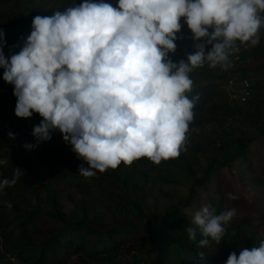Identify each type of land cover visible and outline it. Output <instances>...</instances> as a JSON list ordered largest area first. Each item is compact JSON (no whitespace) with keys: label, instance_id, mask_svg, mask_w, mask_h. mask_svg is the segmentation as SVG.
Listing matches in <instances>:
<instances>
[{"label":"clouds","instance_id":"1","mask_svg":"<svg viewBox=\"0 0 264 264\" xmlns=\"http://www.w3.org/2000/svg\"><path fill=\"white\" fill-rule=\"evenodd\" d=\"M262 13L264 0H118L117 7L84 0L34 17L24 47L10 60L0 29V67L3 79L14 85L15 115L43 118L32 131L38 143L58 129L87 163L79 168L83 177L144 157L159 165L180 155L194 119L199 97L187 95L193 90L190 73L205 63L224 71L232 67L237 42L260 43ZM181 18L200 42L177 64L168 54L176 51ZM21 172L17 168L11 179L0 181V192L14 186ZM228 198L238 199L231 193ZM236 214L230 208L217 215L203 205L192 219L196 227L187 228L189 239L199 229L201 247L210 240L220 243ZM226 264H264V241L239 256L231 252Z\"/></svg>","mask_w":264,"mask_h":264},{"label":"trees","instance_id":"2","mask_svg":"<svg viewBox=\"0 0 264 264\" xmlns=\"http://www.w3.org/2000/svg\"><path fill=\"white\" fill-rule=\"evenodd\" d=\"M83 2L84 0L79 2H75V0H0V29H3L5 33L4 55L10 50H13L15 54L22 50V41L25 38L27 39L33 30L32 21L34 17L37 15L52 16L57 11L63 12L66 8ZM92 2L98 3L101 0H92ZM102 2L109 3L113 7L118 6V0H102ZM184 32L182 27L181 31L177 33L176 51L169 53V57L172 58L173 54H176L177 59H179L178 56L181 54L183 58L187 59L188 53L196 51V43L199 42L194 41L192 35L185 36ZM185 42L188 43V47L183 45ZM205 51H210V46ZM180 59L182 60V58ZM230 59L232 60V67L227 71L222 70L219 66L214 69L210 68L207 63L199 67L200 70L207 73L217 71V74L210 80H198L193 84L192 92L187 93L189 99L193 96L199 97L193 109L194 119L189 128L201 127L206 119H211L213 123H216L222 118L238 117L253 128L263 122L264 98L258 94V91H255V88L251 87L250 97L238 104H235V101L231 100L227 93L229 79H232L237 87H240L244 80H249L250 67L248 63L253 61L251 53H243L242 64L234 62L233 54ZM4 71L5 69L0 67V134L3 135L2 138L6 134L4 130L5 123L10 116L15 115L17 99L13 95L14 85L3 79ZM14 117L31 132L33 127L39 125L43 119L41 116L38 120H34L33 117L18 118L16 115ZM10 129V131H13L14 126L11 125ZM194 134L191 135V132L188 131L186 135L190 141L194 142L193 137H191ZM22 138L23 142H28V134H23ZM50 141L52 142L50 148L53 150L51 157L53 156L55 162L59 163L61 175L71 173L79 165L78 162L81 158L73 151L71 143L63 140V136L58 129L51 132ZM218 141V146L213 148L212 152L214 154L210 159L204 158L203 160L201 158L203 156L201 154L208 149L207 146L204 148L194 145L191 153L189 151L188 155L184 153L183 158L162 160L159 165L152 164V167L163 171L179 165L186 169L182 168L184 171L193 176L194 184L197 187H191L190 201L186 204V208L189 209L197 205L199 200L197 191L199 189L200 191L209 192V187L215 185L213 182L215 169H223L233 164L243 166L246 168V176H248L250 183V198L253 200L255 207L261 210L262 216H260L259 224L254 225V222L248 218L235 220L225 227L226 231L220 243L210 240L207 246L201 247L199 241L204 237L199 229L196 231L195 240L189 239L187 234L188 227H196L192 223L194 215H188L183 207L175 206L168 209L157 221L159 227L168 232L170 240L163 247H157L156 256L151 263L140 261L137 258L138 255H134V262L128 264H175L171 262L174 256L181 257L185 261L184 264H221V259L227 261L231 252H235L239 256L240 251L244 248L251 250L253 247H259L261 241H264V234H261L260 230V226L264 229V162L256 163V165L253 163L250 147L255 138H234L226 132L220 136ZM54 142L57 144L53 145ZM24 151L20 153L24 163L29 167V172H21L14 186L6 187L0 192V229L2 230V236L8 239L10 236L8 228L12 223L15 221L14 223L19 226L20 232L12 242V246L18 248V257H23L25 263L32 261L33 264H63L65 259L62 256L63 253L68 258L71 256L78 257L82 264H122L118 261L117 256L123 249L129 250L131 247L138 249L137 247L141 245L139 244L140 239H136L134 235V239L129 240V236L140 227L135 223L143 224L146 220L148 221L149 216L145 214L143 201L133 199L131 194L132 191L138 188L136 184L138 179L147 184L148 176H144L138 165L145 166L153 162L144 157L134 161L130 166H126L121 162L115 170L109 168L104 173L97 171L99 176L107 179V184L109 183L113 188L121 191L130 210V213L128 211L125 213V208H127L125 207L122 210L108 212V218L113 219L111 228L108 231L101 228L100 224L102 222H100L99 214L94 212L93 206L87 200L79 199L74 210L67 212L57 198L53 196L47 197V204L51 207L48 217L54 223V226L44 233L37 226L31 230L32 226L36 225L35 223L42 220L39 218L41 210L34 209L27 215H22L20 205L15 203V199L26 192H29L33 197H38L39 194L36 179L40 155L35 153L32 158H28L24 156ZM72 152L74 153L72 154ZM260 153L264 158V149ZM188 156L192 159L186 161ZM191 161L197 164L204 163L205 169L202 171L201 177L197 178L196 174L193 175L190 166ZM25 164L19 162L17 165L21 167ZM15 167L16 162L12 160H8V163L3 165L0 164V181L6 178L11 179L17 171ZM249 171H252L253 175L249 174ZM39 189L43 190V187H39ZM207 202V205H211L215 209V214L218 215L223 211L222 204L213 201V199ZM8 204H11V207H8ZM28 205L30 204H26V206ZM129 216H134L135 223L129 219ZM11 217H14L15 220L11 221ZM153 222V219L149 220V224ZM58 227L61 228L58 229ZM5 231L9 236L4 234ZM89 234L98 235L99 237L106 236V245L101 246V248L98 245H89L86 238ZM122 236L127 237V239ZM41 237L43 240H41ZM36 241L41 245L38 253L35 251L29 252L27 244ZM127 244H130L129 247H127ZM5 245H7V242ZM200 252L205 254L203 258L198 255Z\"/></svg>","mask_w":264,"mask_h":264},{"label":"rangeland","instance_id":"3","mask_svg":"<svg viewBox=\"0 0 264 264\" xmlns=\"http://www.w3.org/2000/svg\"><path fill=\"white\" fill-rule=\"evenodd\" d=\"M80 0H75L79 2ZM264 15V13H262ZM181 25L184 29L185 36L192 35L187 25L184 23L183 18H181ZM193 36V35H192ZM27 39L25 38L22 41L24 47ZM200 42V41H198ZM184 46L188 47V43L185 42ZM248 53H251L253 61L248 63L250 67V72L248 73V78L250 81L251 87L255 88V91H258L259 95H262L264 98V27L260 29V43L252 47L250 46ZM15 52L10 50L5 53V58L10 60V57L14 55ZM179 59L177 55L173 54V57H169L174 63H179L182 60H185L179 54ZM217 71H212L207 73L205 71L196 68L190 77L193 80V84L198 80H210L213 76H216ZM239 94L233 100L235 104L245 101V98L241 90H238ZM240 105V104H239ZM15 116V115H14ZM14 116H10L7 122L5 123L4 130L6 131L5 137L2 138L0 134V164L8 163V160L16 162L15 169H20L22 172H29V167L24 163L21 155V151H24V156L32 158L35 153L40 155L37 169V179L36 186L38 189V197H33L29 192H26L21 197L18 196L15 199V203L20 205L22 210V215H27L31 210L40 209L41 215L40 220L36 225L32 226V229H35L36 226L38 229L46 231L53 228L54 223L49 219L48 214L51 210L50 205L47 204V197L55 196L59 203L64 207V210L70 212L74 210L79 199L83 198L91 203L95 213L99 214L101 228L104 231H108L111 228L113 219L108 218V212L115 210H122L127 207V202L123 198L121 191L113 188L109 183H106L107 179L102 178L98 174L95 177L85 178L79 174L80 166L88 167L87 163L81 158L79 160V165L73 169L71 173H65L61 175L60 165L58 162H55L51 154L53 150L51 147V141H42L37 142L36 138L32 135V132L27 129L25 125H22L19 121L15 119ZM34 120H38L40 115L38 113H33L32 115ZM13 125V131H10V126ZM12 132L15 134L14 138H10L8 133ZM191 135L194 134L193 141H190L187 137L183 150H181L178 158H183V154L188 155L191 153L192 147L200 146L208 147V149L203 152L201 158L210 159L214 152L213 148L218 146L220 136L224 135L226 132L230 133L234 138L236 137H246V138H255L254 143L250 147V152L253 157V163L256 165L264 162V158L261 156V150L264 149V120L259 125L250 127L242 119L238 117L233 118H222L218 122L213 123L211 119H206L201 127L189 128ZM4 134V133H3ZM23 134H28V142H23ZM25 144L36 145L32 149H26ZM57 143H53L55 145ZM202 145V146H201ZM74 152H72L73 154ZM15 155V157H14ZM205 156V157H204ZM190 156L186 158V161L190 160ZM19 162H22V165H17ZM48 163V164H47ZM151 163L149 165H138L140 171L143 172L144 176H148L146 181L147 184H144L140 179L137 180V189L132 191L131 197L133 199L142 200L144 204L145 214L149 216L148 221L145 223H135L134 216H129V219L138 224L139 229L135 230L129 240L140 239L139 245L136 249L131 247V249H123L120 254L117 256V259L122 264H128L134 262V255H138V260H143L150 262L155 258L157 253V247H163L168 240H170L168 232L161 229L157 223L158 218L162 217L168 209L172 207H183L185 212L188 215L193 216L196 211H198L203 205L208 204V200L213 199V201L222 204L223 211L230 208H235L237 210L236 216L228 223H232L238 219L248 218L252 220L254 225L259 224V219L261 215V210L255 207L253 200L250 198V183L248 181V176H246V168L243 166L233 164L230 167H225L223 169H215L213 172V182L215 185H211L210 191L205 192L200 189L197 191V205L195 207L186 208V204L190 201L189 197L191 195V187L197 186L194 184L193 176L182 166L171 167L170 169L160 171L158 168H153ZM191 171L193 175L196 174L197 178L201 177L202 171L205 169L204 163L197 164L194 161H191ZM188 167V166H187ZM183 168V169H182ZM186 170V169H185ZM249 174H252V171H249ZM253 175V174H252ZM218 182V183H216ZM43 187V190L39 189ZM229 193L238 197L236 200H230L228 198ZM215 198V199H214ZM217 203V204H218ZM26 204H30L26 206ZM198 207V208H197ZM197 208V209H195ZM125 213H130L129 208H125ZM222 211V212H223ZM43 214V215H42ZM132 215V214H131ZM117 218V216H116ZM153 219L154 222L149 224V220ZM11 221H14V217L10 218ZM50 220V222H49ZM15 222V221H14ZM12 223L8 231L10 236L7 234V231L4 232L9 238H4L2 236V230L0 229V264H33V262L25 263L23 257H18V248L12 246V242L18 236L20 228L16 223ZM227 224V225H228ZM225 225L224 227H226ZM61 227H58L60 229ZM57 229V230H58ZM261 234H264V229L260 226ZM106 236L99 237L98 235L89 234L86 236L91 246H104L106 245ZM124 239L127 237L122 236ZM41 240L43 238L41 237ZM34 241V239H33ZM7 242V245H5ZM9 245V246H8ZM130 245V244H129ZM127 244V247H129ZM40 243L38 241L34 243L27 244V250L29 252H37L40 249ZM126 247V246H125ZM139 247H141L139 249ZM16 248V249H15ZM141 250V251H140ZM62 256L65 258L63 264H82L78 257L71 256L68 258L65 254L62 253ZM172 263L175 264H184L185 261L180 257L174 256L172 258ZM221 264H226V260L221 259Z\"/></svg>","mask_w":264,"mask_h":264},{"label":"built area","instance_id":"4","mask_svg":"<svg viewBox=\"0 0 264 264\" xmlns=\"http://www.w3.org/2000/svg\"><path fill=\"white\" fill-rule=\"evenodd\" d=\"M237 44H238V51L233 53V60L237 64H242L243 53L244 54L248 53L250 51V46L246 47L245 45L240 44L239 42ZM250 89H251V85L249 80H244L240 87H237L236 83L232 79H229L227 82V93L231 100H233L235 97L238 96L239 94L238 90H241L240 92L245 98L250 97L251 95Z\"/></svg>","mask_w":264,"mask_h":264}]
</instances>
